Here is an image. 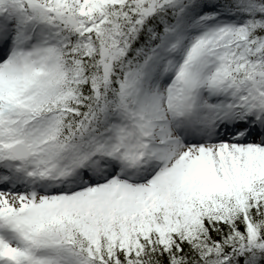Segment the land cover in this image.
<instances>
[{
    "label": "snow or ice",
    "instance_id": "6c2138e0",
    "mask_svg": "<svg viewBox=\"0 0 264 264\" xmlns=\"http://www.w3.org/2000/svg\"><path fill=\"white\" fill-rule=\"evenodd\" d=\"M0 264H264V0H0Z\"/></svg>",
    "mask_w": 264,
    "mask_h": 264
}]
</instances>
